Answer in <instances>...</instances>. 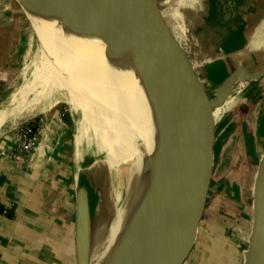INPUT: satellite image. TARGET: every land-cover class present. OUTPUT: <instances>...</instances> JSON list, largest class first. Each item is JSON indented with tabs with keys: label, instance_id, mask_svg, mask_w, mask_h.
Wrapping results in <instances>:
<instances>
[{
	"label": "water",
	"instance_id": "obj_1",
	"mask_svg": "<svg viewBox=\"0 0 264 264\" xmlns=\"http://www.w3.org/2000/svg\"><path fill=\"white\" fill-rule=\"evenodd\" d=\"M59 1L83 16L82 28L105 58L125 70L137 116L132 126L134 150L123 164L99 235L86 190L78 187L74 191L75 264H179L178 256L189 246L202 211L198 209L194 216L175 212L185 119L182 97L184 91L201 83L184 58L185 70L175 68L147 0ZM178 54L171 53L174 57ZM242 76L249 83H258L264 70L229 76L214 88L222 89L228 79ZM174 214L179 215L181 231L174 254L168 257ZM252 220L244 264H264V150L254 181Z\"/></svg>",
	"mask_w": 264,
	"mask_h": 264
},
{
	"label": "crops",
	"instance_id": "obj_2",
	"mask_svg": "<svg viewBox=\"0 0 264 264\" xmlns=\"http://www.w3.org/2000/svg\"><path fill=\"white\" fill-rule=\"evenodd\" d=\"M147 1L166 46L183 56L201 84L214 87L229 76L264 70V0ZM227 64L231 68L224 76L213 72L220 67L226 71ZM4 143L0 144V264H75L74 192L62 198L48 189L37 153L23 168L15 167L5 156ZM60 209L67 214L60 215ZM180 225L174 214L167 243L172 255ZM238 229L232 228L244 245L248 235ZM232 230L226 223L200 219L178 263L244 264L243 248L235 243Z\"/></svg>",
	"mask_w": 264,
	"mask_h": 264
},
{
	"label": "rangeland",
	"instance_id": "obj_3",
	"mask_svg": "<svg viewBox=\"0 0 264 264\" xmlns=\"http://www.w3.org/2000/svg\"><path fill=\"white\" fill-rule=\"evenodd\" d=\"M254 15L253 12L251 17ZM154 25L161 35L156 22ZM31 36L32 27L26 1L0 0V51L3 52L0 53V95L20 72L30 49ZM234 46H241V42ZM167 52L170 53L175 68L185 70L187 65L183 56L178 54L174 57L170 48ZM225 68L224 72L222 67L213 72L224 76L231 66L227 64ZM234 80L237 83L225 93L220 88L204 84H197L192 89L186 87L196 95V100L191 107H185V113L187 116L196 114L199 122L213 114L216 107H223L227 100H232V104L221 110L218 119L204 132L195 148H191L189 142L183 140L174 198L175 212L178 211L181 215L185 213L194 216V212L207 205L208 198L212 199L222 192L233 194L246 208L253 204L254 181L264 150V79L258 82L259 88L258 83H249L243 76L235 77ZM68 115L66 105L59 104L45 115L19 123L15 129L0 138V144L5 142V156L19 169L37 153L38 162H43L45 185L56 195L64 198L76 188H84L88 194L92 219L96 211V189L103 188L105 193H109L114 180L106 172L105 163L101 160L95 161L81 175L73 170L72 129ZM205 128L207 129L206 124ZM30 142L32 145L25 149ZM202 213L205 214L204 211ZM59 214L66 215L67 212L60 209ZM245 218L246 215L241 211L235 219L230 220L237 223L239 219L243 221ZM250 218L249 229L253 221L252 216ZM228 227L229 230L233 228L232 225ZM231 232L235 243L240 249L243 248L245 257L249 237H244L242 245L241 240L237 239V233L234 230ZM170 254L169 251L168 257Z\"/></svg>",
	"mask_w": 264,
	"mask_h": 264
},
{
	"label": "bare ground",
	"instance_id": "obj_4",
	"mask_svg": "<svg viewBox=\"0 0 264 264\" xmlns=\"http://www.w3.org/2000/svg\"><path fill=\"white\" fill-rule=\"evenodd\" d=\"M25 1L32 27L30 49L20 72L0 95V138L19 123L45 115L59 104L66 105L72 129L73 170L81 175L91 164L101 160L114 180L109 193L103 188L95 192L96 211L92 221L99 235L123 164L134 150L132 126L137 116L128 78L120 65H113L105 58L82 28V15L59 0ZM236 83L233 78L228 79L222 85V92ZM195 100L192 91H184V111ZM230 104L232 100H227L223 107H216L214 113L201 122L196 114L187 116L185 113L183 140L195 148L221 110ZM227 263L230 264L228 260Z\"/></svg>",
	"mask_w": 264,
	"mask_h": 264
},
{
	"label": "trees",
	"instance_id": "obj_5",
	"mask_svg": "<svg viewBox=\"0 0 264 264\" xmlns=\"http://www.w3.org/2000/svg\"><path fill=\"white\" fill-rule=\"evenodd\" d=\"M74 197V194H73ZM75 199V197H74ZM75 201V200H74ZM207 205L203 207L202 211L205 212L199 214L200 219H205L209 222L220 221V223H226L232 225L234 228H239L238 233L241 235L250 236L251 229H249L250 224L249 219L252 216V206L246 208L240 203V200L236 198L233 194L222 192L220 195L213 197L212 199H207ZM246 215L245 220L233 222V219L239 215L240 212ZM233 218H229L228 216ZM239 218V217H238Z\"/></svg>",
	"mask_w": 264,
	"mask_h": 264
},
{
	"label": "built area",
	"instance_id": "obj_6",
	"mask_svg": "<svg viewBox=\"0 0 264 264\" xmlns=\"http://www.w3.org/2000/svg\"><path fill=\"white\" fill-rule=\"evenodd\" d=\"M32 145V143H28L26 146H25V149H28L30 146Z\"/></svg>",
	"mask_w": 264,
	"mask_h": 264
}]
</instances>
